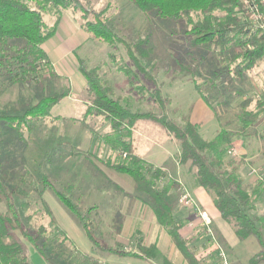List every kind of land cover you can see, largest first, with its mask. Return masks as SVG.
Returning a JSON list of instances; mask_svg holds the SVG:
<instances>
[{
    "label": "rangeland",
    "instance_id": "rangeland-1",
    "mask_svg": "<svg viewBox=\"0 0 264 264\" xmlns=\"http://www.w3.org/2000/svg\"><path fill=\"white\" fill-rule=\"evenodd\" d=\"M26 1L34 4L32 0ZM81 2L89 11L102 13L122 42L111 45L90 38L81 26V14L68 9L61 13L59 25L63 26L59 33L44 44L53 70H46L39 83H11L0 67V115L22 116L42 97L67 90L70 93L54 106L50 116L34 117L18 129L0 122V178L10 191L19 188L26 192L24 198L13 196L24 227L31 234H45V250L53 264H163L162 256H172L170 245L172 260L180 264L181 253L173 243L161 244L162 256L158 263L155 259L93 247L83 229L57 199L58 190L85 210L92 208L90 225L96 228V236L106 248L134 249L136 236L142 235V228L147 225V231L154 238L168 235L164 229L160 231L152 207L145 202V195L135 189L130 176L108 166L107 160L117 159L118 155L105 143L104 136L114 137V133L103 117L93 119L85 115L91 97L87 93L86 79L78 68V57L89 68L97 69L100 78L111 85L114 95L130 103L134 110L159 112L149 91L151 81L140 75L128 54L129 46L136 42H144L146 47L153 45L157 49L156 57L147 60L146 56L144 62L147 69L153 71L162 93L170 97L169 115L180 122L183 115L190 116L208 139L222 128L237 133L235 150L228 154L233 162L229 169L236 168L243 186L250 192L260 191L256 202L259 214L264 213V106L254 125L245 128L243 125L249 119L248 113L258 111L259 102L264 101V60L243 81L228 87L224 81L226 66L211 61L205 52L190 50L187 21L146 14L130 0ZM45 20L48 26H53L58 15L48 11ZM126 71L135 79L132 85ZM141 85L146 86V91L140 92L138 86ZM202 95L208 97L210 103ZM134 144L148 163L166 168L173 177V182L164 179L160 185L170 186L168 199L176 212L196 215L178 203L181 186L185 184L195 200L204 205L202 214L211 226L209 217L218 213L213 198L205 188L194 186L191 175L186 172L188 168L179 165V147L172 136L151 122H141L134 133ZM43 179L49 180L51 188H45ZM25 203L28 206H24ZM5 207L1 201L0 211H5ZM151 224L155 226L154 233L150 230ZM196 225L198 242L194 233H186V236L192 239L191 244L200 257L210 256L209 260L214 262L211 255L218 248L226 253L230 264H250L249 257L255 253L254 243L239 241L233 224L222 218L215 220V228L209 229L215 237L208 236L198 222ZM42 226L46 227L45 233L39 232ZM147 231L145 234L149 235ZM199 237L205 244H200ZM23 241L32 264H51L30 242ZM202 246L212 249L201 253ZM215 259L222 264L219 254Z\"/></svg>",
    "mask_w": 264,
    "mask_h": 264
},
{
    "label": "trees",
    "instance_id": "trees-1",
    "mask_svg": "<svg viewBox=\"0 0 264 264\" xmlns=\"http://www.w3.org/2000/svg\"><path fill=\"white\" fill-rule=\"evenodd\" d=\"M0 0V67L11 83H39L46 70H53L52 61L44 44L56 35L61 13L73 9L81 14V26L90 38L111 45L122 42V38L108 24L102 13L89 11L81 0ZM146 14H154L160 19L185 20L190 25L188 40L190 50L205 52L207 58L226 66L224 81L231 87L236 81H243L246 75L264 60V3L262 0H130ZM53 11L58 20L48 26L45 14ZM89 14L93 15L92 18ZM128 48V47H127ZM157 49L144 42H136L128 48L131 61L138 68L144 79L152 83L151 97L160 111L134 110L130 103L116 97L111 85L100 78L99 71L89 68L85 61L78 57L79 71L86 79L87 93L91 97L85 113L88 118L103 117L110 124L114 137L105 135V143L118 155L117 159L107 160L115 171L128 175L135 189L145 195V202L152 207L158 224L166 230L172 242L181 252L188 264H219L215 256L222 250L216 249L211 256L200 257L192 239L182 233L185 219L176 212L174 204L168 199L170 186L160 185L161 181H172L166 169L148 163L134 144V133L139 123L151 122L167 131L178 143V162L187 167L195 185L205 188L213 198L223 220L233 224V230L239 241L252 240L255 253L249 257L250 264H264V213L259 214L256 202L260 191L250 192L243 186L236 168L229 169L233 162L228 158L234 149L237 133L220 129L208 139L200 130V125L183 115L182 122L172 118L168 113L170 97L162 93L148 70L145 59L156 57ZM113 56V55H112ZM140 56H143L142 59ZM146 60V61H147ZM120 69V68H119ZM125 69V68H124ZM126 70V69H125ZM129 82H134L130 77ZM135 75L136 72L132 71ZM140 92L146 86H138ZM132 90V89H131ZM69 91L56 92L42 97L22 116L0 115V122L13 128L27 125L34 117H47L52 109ZM206 102L208 97L202 95ZM264 101L259 102L258 111L248 113L243 127L254 125L263 112ZM45 188H51L48 179H43ZM183 189L190 188L183 184ZM191 192V191H190ZM58 200L74 217L78 225L90 239L93 247L114 251L122 255H132L143 259L159 260L161 251L156 244H146L142 235H137L132 250L121 247H104L96 236V228L90 225L92 208L84 209L75 204L71 198L58 191ZM14 194L25 197L26 192L19 188L8 189L0 178V202H4L5 211H0V264H32L23 240L30 242L49 263H52L45 250L46 237L31 234L24 227ZM179 196V198H180ZM178 198V200H179ZM24 206H28L25 203ZM186 208V207H184ZM195 211V208H191ZM49 213L51 210L47 207ZM208 228V227H207ZM210 228V227H209ZM208 228V229H209ZM41 233L46 227H41ZM64 234V231H61ZM22 236V237H21ZM163 264H174L166 256Z\"/></svg>",
    "mask_w": 264,
    "mask_h": 264
},
{
    "label": "crops",
    "instance_id": "crops-1",
    "mask_svg": "<svg viewBox=\"0 0 264 264\" xmlns=\"http://www.w3.org/2000/svg\"><path fill=\"white\" fill-rule=\"evenodd\" d=\"M72 22V21H71ZM65 25V24H64ZM63 25H59L58 26V30H57V33H56V35L59 33V28L60 27H62ZM55 35V36H56ZM49 54V53H48ZM50 55V54H49ZM79 64V63H78ZM139 151V150H138ZM178 160V159H177ZM179 163V162H178ZM180 165V164H179ZM166 169V168H165ZM168 171V170H167ZM169 176L171 177V178H173L170 174H169ZM175 180V179H174ZM194 184V183H193ZM194 186H198V185H195L194 184ZM190 188V187H189ZM191 191V190H190ZM196 197V196H195ZM196 200H197V198H196ZM198 201V203H199V205L201 206V209H203V211H205V209H204V205L200 202V200H197ZM191 211H194L193 209H191V208H189ZM218 211V210H217ZM179 214L180 215H182L183 217H184V219H185V227L182 229V233L184 234V235H186V233L188 234V233H194V235H195V242H198V238H197V233L198 232H196V229H197V225H196V222H198V224H199V226L200 227H202L201 229H206V232L208 233V236H210L211 235V233H210V231H209V229H212L211 228V226L213 227V228H215V225H214V222H215V220H219V219H221V216H220V213L218 212L214 217L213 216H210L209 218H210V220L212 221V223H211V226L209 225V229L207 228V226L205 225V223L203 222V219L200 217V215L196 212V211H194V213H196V215L195 216H193L192 215V213L193 212H189L190 214H191V216H190V214H188V215H183V213L179 210ZM153 214H154V212H153ZM153 217L155 218V215H153ZM156 219V218H155ZM206 219H208V218H206ZM152 220H153V218H152ZM151 220V221H152ZM156 222H157V220H155ZM223 222V221H222ZM158 223V222H157ZM142 224V223H141ZM223 224V223H222ZM159 225V224H158ZM188 225V226H187ZM147 226H149V225H147ZM145 227L144 228V226H143V228H142V235H143V237H144V241H145V243L146 244H148V245H150V244H156L161 250H162V247H161V244L162 245H165V246H168L170 243L172 244L173 242H172V240L170 239V237H169V235H167V237H165V235H163L162 236V238L159 236V237H156V238H154V237H152V235L151 234H149V230L147 231V229L149 228V227ZM217 227V226H216ZM153 228H155V226L154 225H152L151 224V228H150V230H151V232L152 233H154L153 232ZM159 228H160V231L163 229L160 225H159ZM218 228V227H217ZM218 230H221L220 228H218ZM147 231V233L149 234V235H147V234H145V232ZM166 231V230H165ZM234 232V231H233ZM166 233V232H165ZM168 234V233H167ZM199 235V234H198ZM211 236H213V237H215L214 236V234L212 233V235ZM210 236V237H211ZM237 239H238V237H237ZM239 240V239H238ZM199 241H200V244L202 243V244H205V241H204V239H200V237H199ZM120 243V242H119ZM209 243V242H208ZM174 244V243H173ZM194 244H196V243H194ZM209 245V244H208ZM174 246H176L175 244H174ZM169 248H170V252H171V257H173V252H172V250H171V245L169 246ZM174 248H177V247H174ZM202 252L201 253H204V252H206V250H211L212 248H204L203 246H202ZM181 253V252H180ZM169 254H166V256L168 257V258H170L171 260H172V258L171 257H169L168 256ZM205 255H207V254H205ZM181 263L180 264H188L187 263V261L184 259V257H183V255L181 254ZM203 256H204V254H203ZM172 262L175 264V262L172 260ZM157 263H158V260H157Z\"/></svg>",
    "mask_w": 264,
    "mask_h": 264
},
{
    "label": "built area",
    "instance_id": "built-area-1",
    "mask_svg": "<svg viewBox=\"0 0 264 264\" xmlns=\"http://www.w3.org/2000/svg\"><path fill=\"white\" fill-rule=\"evenodd\" d=\"M264 3V0H262ZM235 149H233L232 151H230L229 153L233 154V151ZM236 154V153H234ZM178 203L180 206L182 207H186V208H195V211L200 215V217L203 219V222L205 223V225L209 228V221L206 219V217L202 214V210L200 205L197 203V201L195 200L194 196L192 195V193L187 190V189H183V192L178 200ZM210 231V230H209ZM220 256L222 258V264H230V261L226 255V253L222 250L220 253Z\"/></svg>",
    "mask_w": 264,
    "mask_h": 264
}]
</instances>
